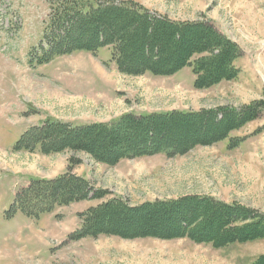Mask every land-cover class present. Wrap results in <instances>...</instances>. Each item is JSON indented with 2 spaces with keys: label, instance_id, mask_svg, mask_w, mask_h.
<instances>
[{
  "label": "rangeland",
  "instance_id": "rangeland-1",
  "mask_svg": "<svg viewBox=\"0 0 264 264\" xmlns=\"http://www.w3.org/2000/svg\"><path fill=\"white\" fill-rule=\"evenodd\" d=\"M134 1L180 20H197L207 12L215 15L223 24L221 30L243 50L235 62L240 68L238 78L223 80L214 90L195 88L193 66L189 65L178 71L176 81L149 72L122 74L108 64L112 57L109 46L99 48L96 55L76 51L39 64L42 50L38 46L50 0H0V264H252L264 254V239L221 248L188 237L100 235L70 239L80 227V215L85 210L113 197L139 205L191 194L212 195L264 214V109L258 119L230 134L241 139L233 149L228 148L230 139L226 138L213 147L197 146L175 156L158 153L124 159L116 166L70 149L15 151L22 134L42 123H38L39 116L33 115L32 103L39 91H60L67 78L80 79L81 87L91 82L92 89H81L80 94L99 100L102 108L92 114L100 118L108 117V82L116 89L109 96L125 99L124 103L132 108L128 112L138 114L201 106L241 108L264 99V0ZM126 105L119 107L124 109ZM77 124L80 122L73 123ZM59 153L68 165H86V178L109 194L59 205L37 218H30L21 209L11 210L15 196L27 186L26 182L30 183L26 172L17 169L30 160L42 162L44 158L45 162L46 157ZM54 163L59 161L54 159Z\"/></svg>",
  "mask_w": 264,
  "mask_h": 264
},
{
  "label": "trees",
  "instance_id": "trees-1",
  "mask_svg": "<svg viewBox=\"0 0 264 264\" xmlns=\"http://www.w3.org/2000/svg\"><path fill=\"white\" fill-rule=\"evenodd\" d=\"M103 46L112 49L118 70L128 75L149 72L169 76L193 66L197 89L238 78L240 68L235 62L243 55L240 45L204 16L175 20L134 0H50L48 20L38 46L42 50L39 64L76 51L96 55ZM263 109L264 99L241 108L127 112L111 122L77 125L48 117L26 130L14 148L83 151L114 166L124 158L158 153L175 156L199 145L214 144L258 119ZM234 139L236 145L241 140ZM73 167L69 165L67 172L55 178H31L15 196L11 210L21 209L30 218H37L59 205L101 199L109 194L85 176L75 174ZM80 219V227L70 235L71 240L100 235L188 237L196 243L221 248L264 239V214L212 195L191 194L139 205L113 197L89 207ZM252 264H264V254Z\"/></svg>",
  "mask_w": 264,
  "mask_h": 264
},
{
  "label": "crops",
  "instance_id": "crops-1",
  "mask_svg": "<svg viewBox=\"0 0 264 264\" xmlns=\"http://www.w3.org/2000/svg\"><path fill=\"white\" fill-rule=\"evenodd\" d=\"M144 6L148 9L152 10V11H155L154 9L146 6L145 4H144ZM202 12L204 13V11H202ZM205 14H202V16L204 15L205 18L210 19L220 29H222L223 24L218 21V19L215 15H211L209 12H207ZM170 18L175 19V20H180L176 17L175 18L170 17ZM181 21H185V20L181 19ZM78 52H82V51H78ZM73 53H75V52H73ZM73 53H70V54H73ZM70 54H66V55H70ZM66 55H62V56H66ZM62 56H56V57H62ZM109 60H110V62L108 64L112 65L111 67L113 69H115V70L117 69V71L120 72L118 70L116 63L114 62V60H112V57ZM102 61H105V60H102ZM120 73H122V72H120ZM177 73H178V71L172 75H169L168 77L172 78V79H174V81H176L178 78V76L176 75ZM122 74H124V73H122ZM142 75H144V74H142ZM153 76H160V75H153ZM194 82H195V80H194ZM222 83H223V81L221 83H218L217 85L210 87V89L214 88V90H216L217 87L219 86V84H222ZM90 84H91V82H89L87 85H84L83 87H81V80L80 79H74V78L68 79L67 78L66 84L62 83V85H60V91H59V89L56 90V89H50V88L41 89L39 91V93L37 94L38 98L36 97L37 99H35L34 102L32 103L33 106L35 107V109H34L35 113H33V115L39 116V122L38 123H40L41 121L43 122L48 117L56 118V119L62 120L64 122H68V121L73 122V123L80 122V124L81 123L85 124L86 122H94V121L95 122L96 121L111 122V121L119 118L122 114L127 113L128 111H130L132 109L131 107L126 105V103H124V102H126L125 99L115 98V97L111 98V96H109L110 93L113 92L112 90H116V89L112 88V84L108 82V101H105V103L108 106V117H105V118L96 117V115H93L92 113L95 110L102 108L101 104L99 103V100H97L95 98H90L87 96H82L80 94L81 89H83L84 91L91 90L92 86ZM85 86H87V87H85ZM51 90L56 92V93L51 92ZM73 93H76V94H73ZM123 105H126V108L120 109L119 106H123ZM229 107H233V106H229ZM202 108H208V107L201 106L199 109H197V108L196 109L171 108L168 111H171V110H200ZM148 112H151V111H148ZM236 130H239V129H236ZM233 131H235V130H233ZM233 131H231L229 133L228 137H226V138L230 139V141H229L230 144L228 145V148H230V149H233V148L238 146V145L234 144V142H232L234 140V137H230V134ZM237 138H239V137H237ZM225 139H223V140H225ZM223 140L218 141V142L211 144V145H199V146H210V147L212 146L213 147L214 145L221 144L220 142H222ZM232 143L234 146H231ZM194 148H192L191 150H193ZM62 155H63L62 153L50 155V157H46V159H45L46 163L44 162V158L41 159L42 162L36 161L35 159L30 160V162L23 163L22 165H25V166H22L19 169H17L18 170L17 172H20V173L23 172V174H24V172H26L25 176H27L29 178V180L31 178H34V177L45 178V177H54V176L63 174L65 172H67L69 165H68V161H66V160L64 161L65 157H63ZM67 156H68V154H67ZM144 157H146V156H144ZM136 158H139V157H136ZM54 159L56 161H59V163H54ZM124 159H131V158H124ZM124 159H122V160H124ZM38 164H40V165H38ZM114 166H116V165H114ZM88 170L89 169L86 165H74V167H73L74 173H76L78 175L85 176V177H89L88 176ZM51 173H52V175H50ZM28 183L29 182H26V185H28ZM147 238H149V237H147Z\"/></svg>",
  "mask_w": 264,
  "mask_h": 264
}]
</instances>
